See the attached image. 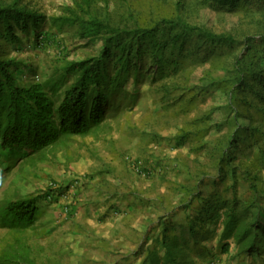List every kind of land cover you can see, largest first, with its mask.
Listing matches in <instances>:
<instances>
[{"label": "trees", "instance_id": "obj_1", "mask_svg": "<svg viewBox=\"0 0 264 264\" xmlns=\"http://www.w3.org/2000/svg\"><path fill=\"white\" fill-rule=\"evenodd\" d=\"M170 1V13L142 18L133 10L111 16L108 0H72L50 17L20 0H0V176L19 160L39 167L74 137H99L111 129L108 120L148 96L146 106L161 109L155 119L165 120L129 126L143 146L137 160L163 171L144 177L125 157L123 164L148 181L166 182L170 166L181 179L152 197L123 194L140 202H126L132 216L145 212L138 264H255L264 255V0ZM200 9L216 21H199ZM226 15L236 22L227 26ZM49 20L59 32L70 28L77 39L99 42L98 52L64 61L55 81L26 82L27 66L12 51L30 36L46 45L52 34L42 27ZM165 123L174 131L161 134ZM182 148L189 154L167 151ZM84 177L99 194L103 183H120L112 169ZM117 186L105 197L114 214ZM54 195L50 189L41 199ZM39 200L6 193L0 201V229L8 231L0 264H36L41 249L35 255L24 233L40 218ZM75 203H62V211L66 206L72 215Z\"/></svg>", "mask_w": 264, "mask_h": 264}, {"label": "rangeland", "instance_id": "obj_2", "mask_svg": "<svg viewBox=\"0 0 264 264\" xmlns=\"http://www.w3.org/2000/svg\"><path fill=\"white\" fill-rule=\"evenodd\" d=\"M108 1L109 6L105 7V10L111 16L133 10L139 13L142 18H147L151 13L167 14L172 11L170 0ZM20 2L38 8L50 17L59 15L64 4H70L72 0H20ZM195 15L198 16L199 21L207 24H213L216 21V14L209 9H200L195 12ZM236 20L237 18L233 15L225 16L227 26L233 25ZM49 22L50 20L42 27V32L52 34V38L46 42V45L36 46L32 36H30L29 39H24L18 51H12V55L22 59L27 66L24 69L22 79L26 82H45L48 79L55 81L58 73H60L57 70L64 61L84 58L98 52L99 42L90 43L77 39L70 28L66 30L67 32H59ZM197 74H201V70H197ZM71 79H67L66 86L71 82ZM131 86L129 83L128 87L131 88ZM146 88L147 86L143 82L137 86L140 93H144ZM59 98L57 97V99ZM209 101L211 98L208 99ZM150 102L151 99L143 95L141 105L135 106L131 110L126 109L116 119L108 120L111 129L102 133L98 137L99 140H96L95 137H86L85 140L73 139L67 149H57L49 155L47 160L39 163V167L24 166V162L19 160L4 178L0 176V201L6 193L9 195L15 193V195L40 196V218L32 229L24 233L35 255L41 249V252L35 256L36 264H104L107 261L112 262L116 258H122L126 255L128 247H126V251H119L117 242L122 239L118 230L125 226V217L129 214L127 213L126 202L134 205L140 203L135 200L136 198L126 200L123 194L128 193V190L137 196L142 194V197H152L158 191L165 192L167 189L166 182L181 179L180 177L176 178L175 172L170 166L166 172V182L161 183L157 179L148 181L130 173L125 163L123 164L124 157L136 158L143 153L141 139L139 136L134 137L136 132L133 133L129 124L142 128L144 125L148 126L150 122L155 125L165 120L158 121L155 119V114L161 109H156L153 106L147 107L146 104ZM210 103L212 102H209L208 105ZM145 120H149V123H146ZM173 131L174 126L167 123L160 130L161 134L164 135ZM150 145L151 149L155 148L152 143ZM108 147L117 149V154L111 156ZM93 149L97 150L98 155ZM167 151H169L170 157L177 152L183 156L189 154L185 148ZM106 169H112L114 174H118L120 183L118 186L114 181H109L112 185L103 183L105 187L102 188L103 192L99 194L85 180L84 174L86 176L92 172L98 174ZM75 178H78V183H75ZM74 184L76 185L74 186ZM113 186L118 187L116 192L120 191L114 199L111 197L118 206L116 214L109 209V205L107 207L106 203L108 204L109 201L105 198L107 196L106 191ZM50 189L55 191L54 197L41 199ZM67 190L69 191L68 196L64 197L63 194L67 193ZM72 195L77 199V203L74 204L75 213L72 215L64 214L61 208L62 203L68 204L73 201ZM126 197L130 198L128 195ZM143 214L139 211L133 216L130 215L132 226L126 234V237H129L131 241L138 243L135 245L136 248H138L139 241L143 236L144 224L141 220ZM154 216L155 214H153ZM44 227L45 233L42 230ZM75 228H78V231L72 230ZM7 232L6 229H0V248L4 244L2 241ZM213 244L216 245L215 240ZM129 248V251L134 250ZM135 254L136 251L132 252L134 257ZM255 264L260 263L256 261Z\"/></svg>", "mask_w": 264, "mask_h": 264}, {"label": "crops", "instance_id": "obj_3", "mask_svg": "<svg viewBox=\"0 0 264 264\" xmlns=\"http://www.w3.org/2000/svg\"><path fill=\"white\" fill-rule=\"evenodd\" d=\"M87 137H92V136H87ZM74 139H77V140H85L86 137H83V138H81V137H74ZM95 139L96 140H99L98 137L95 138ZM91 148H92V146H91ZM108 148H110V147H108ZM93 150H94V152L97 151L95 149H93ZM110 151H111V153H110L111 156H113V154L116 155L117 152H118V150L115 149V148H113V147L110 148ZM96 155H98L97 152H96ZM127 213H129V214H127V216L125 217V226L122 229L118 230V234L122 235V239L117 242L118 243V248L117 249L119 251H123V250L126 251V247H128V250L126 252V255L123 256L122 258L121 257L120 258H116L112 262L107 261L104 264H138L140 262V260H141L139 257H136V256L134 257L132 255V252L136 251L137 248L135 247V245H137L138 243L133 242V241H131L129 239V237H126V234L128 233L129 230H131V226H132L131 225V218H130V215H131L130 214V211L128 210ZM83 219H85V218H83ZM72 230L78 231V228H75V229H72ZM114 232H116V231H114ZM129 247L133 248L134 250L129 251V249H130ZM231 248L233 249V246ZM221 258H222V261H224L226 259L225 256H222ZM257 262L260 263V264H264V255L260 259H258Z\"/></svg>", "mask_w": 264, "mask_h": 264}, {"label": "built area", "instance_id": "obj_4", "mask_svg": "<svg viewBox=\"0 0 264 264\" xmlns=\"http://www.w3.org/2000/svg\"><path fill=\"white\" fill-rule=\"evenodd\" d=\"M126 160L129 162V166L133 172H135L136 174L138 173L144 177L153 176L157 174L158 172L163 171L162 167H156L154 169L152 168L146 169L143 167L142 161L137 160V158H134V157L127 156ZM68 210H70L68 207L66 206L63 207L64 214H67Z\"/></svg>", "mask_w": 264, "mask_h": 264}]
</instances>
